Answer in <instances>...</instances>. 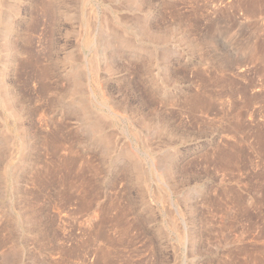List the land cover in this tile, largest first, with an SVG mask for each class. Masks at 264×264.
<instances>
[{
    "label": "rangeland",
    "instance_id": "1",
    "mask_svg": "<svg viewBox=\"0 0 264 264\" xmlns=\"http://www.w3.org/2000/svg\"><path fill=\"white\" fill-rule=\"evenodd\" d=\"M0 264H264V0H0Z\"/></svg>",
    "mask_w": 264,
    "mask_h": 264
}]
</instances>
